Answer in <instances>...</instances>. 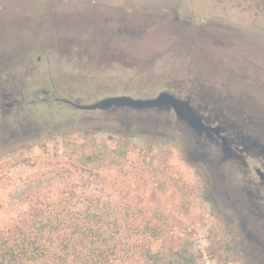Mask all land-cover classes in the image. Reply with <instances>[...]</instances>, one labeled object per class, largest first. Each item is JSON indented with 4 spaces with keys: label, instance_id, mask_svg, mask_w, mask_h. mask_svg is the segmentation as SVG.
Returning a JSON list of instances; mask_svg holds the SVG:
<instances>
[{
    "label": "rangeland",
    "instance_id": "obj_1",
    "mask_svg": "<svg viewBox=\"0 0 264 264\" xmlns=\"http://www.w3.org/2000/svg\"><path fill=\"white\" fill-rule=\"evenodd\" d=\"M46 1L52 3L51 12L58 10L56 1ZM70 2L77 6V0ZM86 3L119 9L126 12L124 17H129L133 9H158L166 12L167 19L153 16L151 25L145 26L144 36L135 40H124L109 31L106 34L112 41L107 42L97 28L98 40L103 44L99 46L97 42L88 54L74 42L65 41L75 37L57 28L45 32L54 26L51 15L41 21L43 30L31 32L30 27L25 38L18 31L2 34V46L26 40V45L32 47V56L27 59L25 49L15 69L10 66L0 74V79L12 82L8 92L25 100L0 125V227L16 216L15 208L7 204L9 193L30 184L31 189L40 187L43 191H73L72 200L78 209L88 202L105 205L109 196H113L110 202L123 212L128 211L125 217L128 222L142 226L148 222L156 228V235H149L153 230L144 228L138 236L137 252L148 243L152 254L140 255L138 264H264V258L249 246L240 228L244 226L264 244L261 215L264 201L252 197L256 208L251 209L256 215H249L237 194L242 189L259 196L250 184L253 174H244L235 165L224 162L220 176H215L208 164H195L187 159L188 142L182 133L162 124L128 129L124 119H97L100 116L97 113L64 108L52 101L47 105L28 104L35 89L40 94L48 90L52 96L72 95L87 101L99 91L145 94L151 85L173 84L171 79L182 84L187 77L196 83L202 76L215 77L226 87L238 90L243 82L234 72L264 76V0H87ZM144 15L134 19L143 25ZM109 20L108 16L102 21L93 15L92 21L105 27ZM181 22L196 26L193 37L197 40L192 47L179 44L177 34L170 35L167 25ZM121 26L123 22L119 19L118 27ZM225 27L242 33L241 40L223 47L209 42L200 44L202 32L213 34ZM35 50L47 62L48 66L42 64L45 71L32 68ZM197 51L212 63L196 66L170 59L175 53L174 57L178 54L200 57ZM136 66L143 68L140 74L136 73ZM136 84L141 87L136 88ZM249 94L256 109L264 104V95L255 87ZM23 129H29L28 137L3 143L2 139L12 133L22 137ZM55 160L60 165L52 166ZM50 169L61 172V176L52 183L42 178L40 182V174ZM85 195L87 200L83 199ZM243 196L249 197L247 192ZM260 196L264 198L262 191ZM38 200L41 198H33L31 203ZM19 207L26 209L28 205Z\"/></svg>",
    "mask_w": 264,
    "mask_h": 264
},
{
    "label": "flooded vegetation",
    "instance_id": "obj_2",
    "mask_svg": "<svg viewBox=\"0 0 264 264\" xmlns=\"http://www.w3.org/2000/svg\"><path fill=\"white\" fill-rule=\"evenodd\" d=\"M197 52L200 57L190 55V57L186 58L185 55L187 54H178L179 56L174 57L175 53L170 59L172 62L181 59L180 61L182 62L185 61L189 65L196 66H201L202 63H212L209 57L206 59V56L202 52ZM27 55V59L29 56H32L30 52ZM202 56L205 57L202 58ZM34 58L35 61L32 68L34 70L41 68L45 71V66L48 65L42 53L39 54L35 50ZM77 58L80 59V56ZM159 58H161L160 55L158 56ZM182 62H178V64L181 65ZM218 62L222 64V61ZM42 64H45V66H42ZM135 68L136 73L140 74L143 71L141 67L138 68L136 66ZM252 74L234 72L233 75L243 82L240 85L242 87L238 90H234L233 87H226L225 84L215 77L202 76L200 77L201 81L198 83L191 77H187L182 80V84L172 79L170 82H173V84L166 83L165 86L153 84L154 86L151 85L145 94L137 95L131 93L129 90L112 91L109 89L105 92L99 91L93 94L92 98L87 101L81 100L79 96L73 97L72 95L57 96L53 94L52 96L48 90H43L40 94L39 89H35L31 92L32 98L28 100V104L47 105L52 101L53 104H60L64 108L97 113L100 115L96 117L97 119H124L123 121L129 124L128 127L131 128L146 127L149 124H154L155 127L162 124L172 128L184 135L187 142L195 149L193 152L194 157L202 158V161L208 164L215 176H220V168L224 162H230L231 165H235L234 168L239 171L241 170L244 174H253L250 184L254 185L255 191L259 196H256L252 191H243L242 189L237 194L239 201L243 202L244 207L247 208V213H250L249 215H256L251 209V207L256 208L252 197L264 201V198L260 196L261 191L264 193V104L256 109L249 98V92H252L255 87L258 92L264 95V76ZM10 83L12 84L7 79H0V125L4 124L5 120L9 116H12L14 111L18 110L25 103L22 97L17 99L16 96L12 95V92H8V85ZM140 87L139 84H136V88ZM162 92L185 102L192 109L196 120L190 121L181 118L172 106L167 105L151 108L110 105L103 109L88 110L74 107V104H91L110 96H129L132 98L148 99L156 97ZM21 134L22 137L17 136L18 134L16 133H12L4 137L2 141L3 143H7L10 139H25L28 137L29 129H23ZM243 192H247L249 197H244ZM246 201H249V203L246 204ZM261 215L264 217L263 214Z\"/></svg>",
    "mask_w": 264,
    "mask_h": 264
},
{
    "label": "trees",
    "instance_id": "obj_3",
    "mask_svg": "<svg viewBox=\"0 0 264 264\" xmlns=\"http://www.w3.org/2000/svg\"><path fill=\"white\" fill-rule=\"evenodd\" d=\"M57 165L55 160L52 166ZM60 174L50 169L38 180L52 183ZM43 189L27 184L9 193L7 204L15 208L16 216L0 227V264H138L140 255L152 256L148 243L141 252L135 246L144 228L153 230L149 235H156V228L148 222L143 226L128 222V211L110 202L113 196L105 205L88 202L78 209L73 191ZM25 203L28 207L21 209Z\"/></svg>",
    "mask_w": 264,
    "mask_h": 264
},
{
    "label": "water",
    "instance_id": "obj_4",
    "mask_svg": "<svg viewBox=\"0 0 264 264\" xmlns=\"http://www.w3.org/2000/svg\"><path fill=\"white\" fill-rule=\"evenodd\" d=\"M0 1H2L3 3L0 6V74L3 71L10 69V66H12L11 69L14 70L15 65L18 64L17 59L22 58L25 49H27L26 51L28 53L32 48L31 46L26 45V40H21L17 42L18 44L16 43L13 46H2V34L18 31L20 37L25 38V35L27 33H30V27L31 32H40V30L44 29L41 21L49 17V15L53 16L52 23L54 26L51 28H47L45 32L48 34L51 33V30L57 28L61 32H64L66 35L75 37L74 39L69 38L65 41H68V44L70 42H74L76 45L81 46L84 51L87 52V54L89 53V49L91 48V46H96L97 42L98 45L103 44L99 41L100 39L98 40L97 35L99 30H97V28L101 29L100 36H105L104 39L106 38L105 41L107 42L112 41L106 34L109 33V31L110 33H114L117 36L121 35L122 37H118L124 40H135L144 36L145 26L151 25V22H153V16L158 19L161 18L165 21L167 19L166 12H162L158 9H156L155 11L133 9L130 12L129 17H124L126 12H121V10L119 9L109 10L108 6H104L102 4H99L97 7H93V5L86 3L87 0H77V6H74V3L70 2L71 0H54L57 2L56 4L59 7L58 10H54L55 12L50 11L52 3L47 2L46 0H6L11 1L12 4L6 2L4 3V0ZM143 14L147 16L144 15V24L142 25L139 24L137 22V19L134 18ZM93 15H97V17H100L102 21L105 20L106 16H108L111 21L109 20V25L107 26V24H105V27L102 25V23L94 24L92 21ZM119 19L120 23L123 22V26H121L120 28L118 27ZM140 21L142 22V19H140ZM167 26H169L168 28L170 31V35L171 33H173L179 36V44H186L189 47H192L197 40L195 39V37H193L196 26L191 23H171ZM225 28L226 29L224 30H214L213 32L211 31L213 34L202 32V36L199 39L200 44H202L203 42H209L211 44L220 45L223 47L226 45L236 44L243 37V34L238 33L236 29H232L229 27ZM137 30L138 34L135 33ZM119 31H121L123 34L119 33ZM129 33H133L136 35L134 37H130L128 35ZM82 34L86 35L87 37H84ZM180 35L185 36L180 37ZM162 45H164V43ZM110 105H126L132 108H151L155 106L167 105L172 106L177 115L181 118L190 121H193L194 119L196 120V118H194L193 116L192 109L185 102L180 101L165 92L160 93L156 97L148 99L132 98L129 96H110L102 98L91 104H74V107L78 109L88 110L103 109ZM128 125L129 124H127V128L131 129V127H128ZM194 151L195 149L188 143L186 146L187 159L195 164H203L204 162L202 161V158L194 157ZM240 228L243 234V238L247 240L249 246L257 253V255L264 258V244L262 243V241L252 232L246 230L244 226H240Z\"/></svg>",
    "mask_w": 264,
    "mask_h": 264
}]
</instances>
